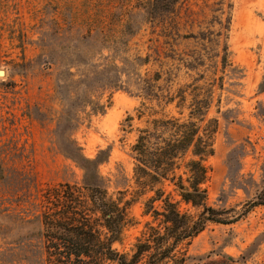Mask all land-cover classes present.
I'll return each instance as SVG.
<instances>
[{"label":"rangeland","instance_id":"374dc122","mask_svg":"<svg viewBox=\"0 0 264 264\" xmlns=\"http://www.w3.org/2000/svg\"><path fill=\"white\" fill-rule=\"evenodd\" d=\"M0 71V264H46L43 196L84 185L82 156L100 160L102 185L125 208L113 249L131 257L151 229L163 233L132 148L152 120H188L193 106L215 132L208 205L241 217L208 224L176 255L264 264V205L243 215L264 193V0H0ZM152 79L185 100L147 103ZM145 103L155 113L139 117ZM163 189L181 213L200 214Z\"/></svg>","mask_w":264,"mask_h":264},{"label":"trees","instance_id":"16d2710c","mask_svg":"<svg viewBox=\"0 0 264 264\" xmlns=\"http://www.w3.org/2000/svg\"><path fill=\"white\" fill-rule=\"evenodd\" d=\"M174 1L168 0L170 3ZM156 81H145L140 90L147 103H156L160 107L173 103L176 98L185 100L182 95L175 97L156 91ZM147 103L143 104L139 117L155 113L154 107H147ZM203 118L202 111L193 106L188 120L175 117L154 119L149 127L139 131L132 148L136 184L140 192L155 193L147 201V212L152 213L155 219H161L163 233L151 229L147 239L136 246L131 257L113 249L114 244L121 240L125 208L110 198L102 185L97 174L100 160L82 156L86 172L84 185H59L43 196L46 264H185L187 259L176 255L179 245L193 240L210 223H237L241 216L227 218L225 214L228 212L208 205L205 186L209 168L206 162L215 154V132L208 126L201 129L197 120ZM182 164L184 173L177 175ZM166 183L174 187L182 203L200 210V214L193 217L181 213L171 194L166 195L163 189ZM155 203L161 204V210L155 208ZM263 205L264 193L259 201L247 205L243 215Z\"/></svg>","mask_w":264,"mask_h":264},{"label":"water","instance_id":"95a60500","mask_svg":"<svg viewBox=\"0 0 264 264\" xmlns=\"http://www.w3.org/2000/svg\"><path fill=\"white\" fill-rule=\"evenodd\" d=\"M4 74H5V71H0V77L4 76Z\"/></svg>","mask_w":264,"mask_h":264}]
</instances>
